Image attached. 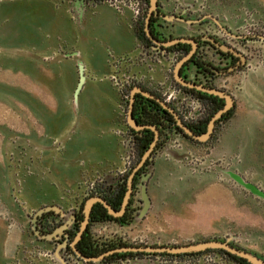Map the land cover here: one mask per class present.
Here are the masks:
<instances>
[{"label": "flooded vegetation", "instance_id": "flooded-vegetation-1", "mask_svg": "<svg viewBox=\"0 0 264 264\" xmlns=\"http://www.w3.org/2000/svg\"><path fill=\"white\" fill-rule=\"evenodd\" d=\"M71 1L76 19L87 6H106L125 21L135 41L130 53L108 59L119 163L74 187L31 192L32 204L16 198L13 207L27 230L11 264H243L218 252L240 258L223 249L156 251L205 241L227 243L264 262V253L232 232L159 243L127 230L149 213V182L159 158L175 152L191 171L226 178L218 171L228 162L219 144L238 111L236 93L251 70L264 71V30L253 24L245 28L248 21L234 12L238 8L224 12L204 0H155L153 6L150 0ZM77 74L79 81L78 65ZM88 200L93 202L87 208Z\"/></svg>", "mask_w": 264, "mask_h": 264}, {"label": "crops", "instance_id": "crops-1", "mask_svg": "<svg viewBox=\"0 0 264 264\" xmlns=\"http://www.w3.org/2000/svg\"><path fill=\"white\" fill-rule=\"evenodd\" d=\"M73 4L71 0H0V47H24L10 48L0 59V69L7 71L6 80L0 75V83L7 84L8 100L14 107L23 105L30 120L24 138L10 133L4 143L39 141L64 125L67 132L75 130L72 125L82 121L86 131L99 134L86 142L89 151L98 147L102 156L89 152V162L64 177L62 188L74 187L83 177L118 165L120 148L114 134L119 127L118 110L108 80V59L130 53L135 44L125 21L106 6H87L81 19H76ZM76 52L78 56H66ZM77 60L83 64L85 78L75 110ZM61 79L63 96H56L54 90ZM242 115L246 116L237 111L227 130L232 129L233 138ZM246 118L253 121L247 157L249 163L257 164L264 155V114L251 112ZM225 142L224 135L221 151ZM72 146L86 148V143ZM223 182L217 173L186 168L175 152L159 158L149 182V213L127 230L159 243L197 241L232 232L246 237L252 250L264 253V204L233 185L225 189ZM36 186L30 190L36 188L35 193L41 194Z\"/></svg>", "mask_w": 264, "mask_h": 264}, {"label": "rangeland", "instance_id": "rangeland-1", "mask_svg": "<svg viewBox=\"0 0 264 264\" xmlns=\"http://www.w3.org/2000/svg\"><path fill=\"white\" fill-rule=\"evenodd\" d=\"M213 9L220 5L224 12L238 8L239 15H243L248 21L245 28L252 24L264 30V0H204ZM10 48L24 47H0V59L8 54ZM1 63V62H0ZM251 70V75L236 93L240 98L238 113L242 112L240 123L233 130L226 132L223 153L226 162L225 168L240 173L246 180L257 184L264 190V155L257 164L249 163L247 157L250 131L253 121L248 120L247 114L257 112L264 114V71ZM7 71L0 69V75L6 80ZM54 90L56 96L62 95L63 79H61ZM23 86V83L18 84ZM7 84L0 83V264H11L14 261V253L19 249L23 240V232L27 230L24 226L21 213L15 210L14 202L17 199L32 204L36 186L41 193L54 192L62 188L64 177L73 175L82 162L88 163L89 152L102 156L97 147L87 148L86 140L99 135L97 132L86 131V123L72 125L75 130L66 131L67 126L59 132L47 134L43 139L35 141L29 139L28 143L17 141L13 144H5L8 134L18 135L22 138L28 134L25 128L29 125L27 109L23 105H16L8 100L6 91ZM33 120V118H32ZM39 135V133H38ZM85 141L86 148L77 149L72 144ZM84 143V142H83ZM79 150V151H78ZM263 151V149H262ZM90 158V157H89ZM100 158V157H96ZM95 161H98L95 159ZM223 186L231 189V182L224 178ZM229 183V185L227 183ZM60 190V189H59ZM50 197V196H49ZM250 207V204H248ZM264 227V225H263ZM17 258V257H16Z\"/></svg>", "mask_w": 264, "mask_h": 264}, {"label": "water", "instance_id": "water-1", "mask_svg": "<svg viewBox=\"0 0 264 264\" xmlns=\"http://www.w3.org/2000/svg\"><path fill=\"white\" fill-rule=\"evenodd\" d=\"M151 1V5H154L155 0H150ZM78 18H81V14L78 15ZM72 55L74 56H78V53H73ZM77 65H78V69H79V81L78 84L74 90L73 93V107L76 110L77 109V97H78V93L79 90L82 86V83L84 81V75H83V64L81 62V60H77ZM207 136H203L200 139L204 140ZM218 171L225 176L226 178H228L229 180H231L232 182H234L235 184H237L238 186L242 187L243 189H245L246 191H248L250 194H252L253 196H255L256 198L262 200L264 202V190H262L261 188H259L258 186H256L255 184H253L252 182L246 180L243 176H241L240 174H238L237 172L230 170L228 168L222 167L219 168ZM93 202V200H88L86 206L87 208L90 206V204ZM206 249H223L233 255H236L237 257L243 258L245 259L248 263L250 264H264V262L256 257L255 255L243 251V250H239L236 249L234 247L229 246L227 243H223V242H219V241H205V242H198L195 244H191V245H187V246H180V247H173V248H163V249H157L156 251H166L169 253H189V252H197V251H203ZM134 251L136 250H140V251H150L151 249H133Z\"/></svg>", "mask_w": 264, "mask_h": 264}, {"label": "trees", "instance_id": "trees-1", "mask_svg": "<svg viewBox=\"0 0 264 264\" xmlns=\"http://www.w3.org/2000/svg\"><path fill=\"white\" fill-rule=\"evenodd\" d=\"M218 252H219V253H223V254L229 256L230 258H232V259H234V260H237V261L240 262V263L246 264V261L243 260V259H240V258H236V257L230 256L229 254H227V253H225V252H223V251H218Z\"/></svg>", "mask_w": 264, "mask_h": 264}]
</instances>
